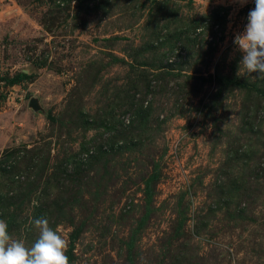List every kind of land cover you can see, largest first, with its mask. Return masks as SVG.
Returning <instances> with one entry per match:
<instances>
[{
    "label": "rangeland",
    "instance_id": "obj_1",
    "mask_svg": "<svg viewBox=\"0 0 264 264\" xmlns=\"http://www.w3.org/2000/svg\"><path fill=\"white\" fill-rule=\"evenodd\" d=\"M254 6L0 0L11 237L46 218L69 264H264V80L233 43Z\"/></svg>",
    "mask_w": 264,
    "mask_h": 264
},
{
    "label": "clouds",
    "instance_id": "obj_2",
    "mask_svg": "<svg viewBox=\"0 0 264 264\" xmlns=\"http://www.w3.org/2000/svg\"><path fill=\"white\" fill-rule=\"evenodd\" d=\"M241 6L248 0H233ZM254 8L247 15L244 30L237 33L233 43L242 53L238 75L243 71L253 79L264 80V0H254ZM253 73L258 75L252 76ZM36 239L31 246L13 239L8 224L0 219V264H69L66 255L68 242L46 218L35 219Z\"/></svg>",
    "mask_w": 264,
    "mask_h": 264
},
{
    "label": "trees",
    "instance_id": "obj_3",
    "mask_svg": "<svg viewBox=\"0 0 264 264\" xmlns=\"http://www.w3.org/2000/svg\"><path fill=\"white\" fill-rule=\"evenodd\" d=\"M24 77V76H23Z\"/></svg>",
    "mask_w": 264,
    "mask_h": 264
}]
</instances>
